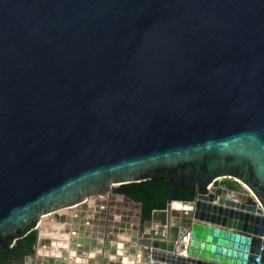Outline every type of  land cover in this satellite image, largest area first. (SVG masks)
Returning a JSON list of instances; mask_svg holds the SVG:
<instances>
[{
  "label": "water",
  "instance_id": "95a60500",
  "mask_svg": "<svg viewBox=\"0 0 264 264\" xmlns=\"http://www.w3.org/2000/svg\"><path fill=\"white\" fill-rule=\"evenodd\" d=\"M154 172L195 193L139 213V257L264 264V0H0V244L40 221L25 261L124 264L83 217Z\"/></svg>",
  "mask_w": 264,
  "mask_h": 264
},
{
  "label": "trees",
  "instance_id": "16d2710c",
  "mask_svg": "<svg viewBox=\"0 0 264 264\" xmlns=\"http://www.w3.org/2000/svg\"><path fill=\"white\" fill-rule=\"evenodd\" d=\"M112 192L124 195L140 203L141 220L148 219L153 209L164 208L168 200H191L195 189L186 186H173L164 172H154L145 179L119 184ZM11 243L0 244V264H10L12 259H22L34 251L36 233L26 231L21 236H13Z\"/></svg>",
  "mask_w": 264,
  "mask_h": 264
},
{
  "label": "crops",
  "instance_id": "0c3cea01",
  "mask_svg": "<svg viewBox=\"0 0 264 264\" xmlns=\"http://www.w3.org/2000/svg\"><path fill=\"white\" fill-rule=\"evenodd\" d=\"M99 201H100L99 204H95V207L99 208V210L105 209L106 203H109V205L111 206L113 211L118 210V212H121L118 219L109 220V222H111L109 224L104 223L107 220L105 217H102L103 211H99V214H102V215L101 216L99 215V217L96 218L98 221L103 222L102 224L97 223L96 228H101L102 230H104V228H109V230L111 231V234L102 238L103 244L105 243V240L107 239L108 241H110V243H108L110 246H106V247L102 246V247H103V250H105V248L108 251L113 250L114 254L113 253H108V254L105 253V255L109 256V257L113 256L115 259L117 258V256H121V258L124 259V264H129V263H131V264H148L146 259L143 260L142 255H140V257H139L138 250L136 249L137 247H135V245L132 242V238L135 237V234H136V231L138 228L136 226L139 225L138 222H139V211H140L139 207L140 206H138L136 202L131 201V200H127L122 195L116 194L113 192H108V194L106 196L100 197ZM114 218H116V217H114ZM85 220H87V219H85ZM81 224H83L85 226L88 225V223H86V222L81 223ZM89 226H92V224L89 223ZM85 232H86V230H85ZM87 232H88V234H90L92 232L94 234H99L101 231L96 229V230H87ZM77 238H81V237L77 235ZM68 242L70 243V240ZM111 242H114L113 246H111ZM76 243L78 244V240L76 241ZM47 247H48V245L42 246L43 250H46ZM54 248H56V247H54ZM65 251H66L67 257H69L70 249L66 248ZM43 254H44V252H43ZM43 254H42V256H43ZM103 255H104V252L100 251L99 252L100 258L98 259V261L102 259ZM81 257H83V256L81 255ZM138 258L140 259V262L138 261ZM99 264H101V263H99ZM153 264H155V263H153ZM159 264H161V263H159Z\"/></svg>",
  "mask_w": 264,
  "mask_h": 264
},
{
  "label": "flooded vegetation",
  "instance_id": "af4514ba",
  "mask_svg": "<svg viewBox=\"0 0 264 264\" xmlns=\"http://www.w3.org/2000/svg\"><path fill=\"white\" fill-rule=\"evenodd\" d=\"M225 182H226V184L228 185V186H230V187H232V188H234V186H235V182H232V181H230V180H228V179H226L225 180ZM114 186H112L111 187V189H110V192H112V188H113ZM91 200H93V201H98V203L100 202L99 201V198H96V197H93V198H91L90 199V201ZM97 203V202H96ZM106 203V202H105ZM139 203V202H138ZM90 205H92V204H90ZM139 205H140V203H139ZM140 208V207H139ZM106 211H104V215H106L107 213H108V211L107 210H109V209H112L111 208V206L109 205V203L108 204H106ZM105 209H103V210H105ZM112 211V210H111ZM62 213H68L69 212V210L68 209H64L63 211H61ZM139 213H140V211H139ZM46 216V215H45ZM50 216V217H49ZM48 217L51 219L52 218V214H48ZM99 217V216H98ZM84 218L85 219H87V220H92V222H90L92 225H94V226H96V223H94L93 222V220H97L96 218L97 217H95V216H93L91 213L90 214H88V213H85V215H84ZM141 219V218H140ZM98 221V220H97ZM39 223H40V221H38ZM38 222H36L32 227H31V229H29V230H37V224H39ZM98 222H100V221H98ZM35 228V229H34ZM28 230V229H27ZM45 230H49V229H45ZM28 255H31V254H28ZM28 255H26V256H28ZM26 256H24L22 259H12L11 260V262H10V264L11 263H14V262H18V261H21V260H25V257Z\"/></svg>",
  "mask_w": 264,
  "mask_h": 264
},
{
  "label": "rangeland",
  "instance_id": "374dc122",
  "mask_svg": "<svg viewBox=\"0 0 264 264\" xmlns=\"http://www.w3.org/2000/svg\"><path fill=\"white\" fill-rule=\"evenodd\" d=\"M226 179H228V180H230V181H232V182H235V186H234V188L233 189H236V190H238V191H240V192H244L243 191V187L244 188H246L245 186H243L242 185V183L240 182V181H233V179L231 178V177H228V178H226ZM224 182H225V180H224ZM225 185L226 186H228L227 184H226V182H225ZM243 186V187H242ZM228 187H230V186H228ZM232 188V187H231ZM110 192V191H109ZM114 193V192H113ZM108 194V193H107ZM117 194V193H116ZM106 196V195H105ZM102 197V196H101ZM98 198H100V197H98ZM99 204V203H98ZM106 204H108V203H106ZM118 217H119V215H117ZM50 217V216H49ZM48 217V215H46V216H43L41 219L43 220V221H49V220H51L50 218ZM43 246V245H42ZM261 261H262V258H261ZM11 264H42V263H38V262H36V260H34V258H30L28 261H25V260H21V261H18V262H14V263H11Z\"/></svg>",
  "mask_w": 264,
  "mask_h": 264
},
{
  "label": "built area",
  "instance_id": "2783aa9c",
  "mask_svg": "<svg viewBox=\"0 0 264 264\" xmlns=\"http://www.w3.org/2000/svg\"><path fill=\"white\" fill-rule=\"evenodd\" d=\"M232 178V177H231ZM233 179V181H235L236 179L235 178H232ZM237 181V180H236ZM121 195V194H120ZM132 201V200H131ZM115 214H117V215H120L121 214V212H118V210H115ZM187 235H183L182 236V238H181V242H182V244H183V246H182V251H181V253L183 254L184 253V250H185V248H186V244H187Z\"/></svg>",
  "mask_w": 264,
  "mask_h": 264
},
{
  "label": "bare ground",
  "instance_id": "6f19581e",
  "mask_svg": "<svg viewBox=\"0 0 264 264\" xmlns=\"http://www.w3.org/2000/svg\"><path fill=\"white\" fill-rule=\"evenodd\" d=\"M236 179V178H235ZM238 180V179H236ZM239 181V180H238ZM242 183V182H241ZM243 186H245L243 183H242ZM246 187V186H245ZM247 188V187H246ZM180 208V204H176V209H179ZM187 240H188V237H187Z\"/></svg>",
  "mask_w": 264,
  "mask_h": 264
}]
</instances>
